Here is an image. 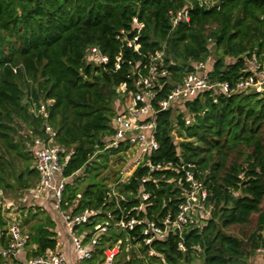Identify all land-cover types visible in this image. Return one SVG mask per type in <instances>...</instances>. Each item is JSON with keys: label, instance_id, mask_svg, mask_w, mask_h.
Returning <instances> with one entry per match:
<instances>
[{"label": "trees", "instance_id": "1", "mask_svg": "<svg viewBox=\"0 0 264 264\" xmlns=\"http://www.w3.org/2000/svg\"><path fill=\"white\" fill-rule=\"evenodd\" d=\"M185 11L188 20L175 24ZM134 18L144 25L140 32ZM122 31L126 40L118 39ZM135 37L139 53L127 45ZM94 47L107 64L88 60ZM157 53L163 54L168 71L157 99L208 59L210 80L235 88L246 77L264 73V0H0V191L36 187L39 174L31 148L45 134L43 120L31 109L49 103V124L62 148V175L71 180L60 210L95 212L89 224L77 229L91 233L86 244L98 225L109 226L87 264H103L105 252L119 242L114 264H250L257 253L264 257V92L246 90L215 100L206 92L158 114L160 149L152 161L196 164L213 206L209 219L150 246L133 238L136 231L114 228L120 204L110 197L112 189L132 201L128 209L140 206L148 169L139 166L128 182L120 183L118 176L109 187L101 175L108 153L119 152L106 150L105 139L112 135L116 101L124 97L119 88L136 92L134 72ZM82 175L88 182L83 191ZM153 175L158 183L145 185L150 198L140 215L160 224L169 215L175 218L182 191L178 180L170 181L176 177L173 171ZM0 221L5 227L1 216ZM252 224L245 238L231 231ZM24 227L28 245L35 247L30 259L57 248L56 225L49 216L30 210Z\"/></svg>", "mask_w": 264, "mask_h": 264}, {"label": "built area", "instance_id": "2", "mask_svg": "<svg viewBox=\"0 0 264 264\" xmlns=\"http://www.w3.org/2000/svg\"><path fill=\"white\" fill-rule=\"evenodd\" d=\"M187 11L180 12L173 20L175 24L179 20L185 18L188 20ZM133 23L137 26L140 32L144 25L138 23L136 18ZM118 39L126 40L125 34L122 31ZM135 37L132 41L129 40L128 47H133L135 52L139 53L140 45L136 42ZM88 60L97 64H107L108 58L102 56L100 50L96 47L88 52ZM205 63H196L194 71L184 77L183 82L174 87L167 93L166 97L157 99L162 92L165 83L162 80L168 76L167 69L163 68V54L157 53L147 58L146 64H140L134 75L137 77V91L130 92L124 103L123 109L114 116L111 127L112 135L105 139V149L118 151L119 154L125 155V159L129 158V152L136 150V155L132 156L126 169L133 167V173L126 179L124 175L120 183H126L130 180L136 171V163L148 169V174L142 178V191L139 194L141 202L140 206L135 205L128 209V205L132 201L125 195L118 194L115 189H112L110 197L120 204L119 221L115 223L114 228L124 232H135L134 239L144 240L146 246H150L156 240L166 239L171 232L181 236L185 229L191 226L198 225L200 221L209 219L212 205H209V194L201 180L197 178L199 170L196 164L180 162L178 164L169 163L168 165L154 164L152 155L160 149V144L156 140L155 133L157 129V117L161 112H167L179 102H187L188 99H193L198 96L211 92V97L215 100L221 95H232L234 93H242L246 90H255L258 93L264 92V73L251 75L246 77L237 84L235 88L226 84H215L210 80L208 73L209 61ZM121 58H117L116 70L120 69L119 62ZM146 73L143 74L142 71ZM263 89V90H262ZM126 85L119 88V92H126ZM253 90V91H255ZM130 100V102H128ZM49 103L40 102L33 104L31 113L36 118H41L44 122L45 137H36L33 140L31 152L34 157L36 170L39 174V182L36 190L33 193L45 198L52 194L56 201V207L60 209V205L65 191V185L68 179L63 178V163L61 160L62 148L57 144V131L49 124ZM122 107V106H121ZM130 159V158H129ZM132 170V169H131ZM173 171L176 175L170 181L178 180V186L182 191L183 202L179 205L177 214L174 219L169 215L162 223L156 221H147L141 217L140 213L147 206L146 201L149 200L150 194L145 192V185L150 181L157 180L154 178L155 172ZM165 179V175L161 176V180ZM32 193V190L31 192ZM137 200V195L134 198ZM95 214L94 211L86 210L77 215H64L66 228L70 234L74 252L76 254V262L70 263L64 252L57 247L54 251L47 252L46 255L35 257L26 261H19V256L28 246L30 235L24 231L20 222L15 218L5 220L7 226L6 231H0V264H84L93 259L94 249L89 248V245H96L99 236L108 232L107 224L98 227V237H92L90 243H85L87 235L79 233L77 229L90 223V217ZM139 228L141 235L139 236ZM91 234V233H89ZM94 234V233H93ZM95 235V234H94ZM1 241L3 244H1ZM119 242L115 247L120 249ZM113 250V249H112ZM111 251V250H108ZM154 252H150V256ZM106 258L103 264H114L115 253L111 256L105 252Z\"/></svg>", "mask_w": 264, "mask_h": 264}, {"label": "rangeland", "instance_id": "3", "mask_svg": "<svg viewBox=\"0 0 264 264\" xmlns=\"http://www.w3.org/2000/svg\"><path fill=\"white\" fill-rule=\"evenodd\" d=\"M257 68L254 67V69H252V70L256 71ZM255 89L256 88H254L253 90H255ZM256 90H255V92H257ZM121 93L124 95V97L122 100L116 101V107H115L116 111H118V112H120L123 109L124 103H126L128 100V99H126L128 94H125L123 91ZM128 102H130V100ZM22 132H23V134L28 135V132L26 130L22 131ZM177 140H179V139H176V141ZM135 152H136V150H134V149L129 152V155H130L129 158L130 159L129 158L125 159V155H122V154H112V152L108 153L109 154L108 168L102 172L101 177H106L108 179L107 184L109 187L114 186L115 179L118 176H120L121 178L123 177L122 172L126 169L125 167L127 164H131L129 162L132 159V156L136 155ZM138 167H139V165L136 163V169ZM129 169L131 170V169H133V167H130ZM118 171H119V175H118ZM124 177H127V176L124 175ZM80 178H81L79 180L80 181L79 182L80 183V189H81V191H83L87 187L88 182L84 181L85 177L83 175ZM24 194L25 193H23V196H22L20 191H19V193L13 192L11 190H6L5 192L0 191V216L3 219L5 218L4 220H8L7 219L8 216H11L12 218L17 219L20 222L22 227L24 226V220L26 217L25 214L27 213L28 208H23L20 205H16V203L24 200V198H25ZM37 208H39V207H37ZM51 214H53V216L57 220H60L59 218L65 220L64 215L71 214V210L68 211V213H64L59 209V210H56V213H51ZM253 227H254V224L250 225L249 227H244V228L233 227V228H231V231L235 235H237L241 238H245L246 236H249ZM107 253L109 254V256H111L113 253H115V255H116L119 253V248L115 247L113 250L107 251ZM250 264H264V257L261 256V253H257V255L253 256V258L251 259Z\"/></svg>", "mask_w": 264, "mask_h": 264}, {"label": "crops", "instance_id": "4", "mask_svg": "<svg viewBox=\"0 0 264 264\" xmlns=\"http://www.w3.org/2000/svg\"><path fill=\"white\" fill-rule=\"evenodd\" d=\"M34 167H35V163H34ZM35 169H36V167H35ZM133 171H134L133 169L132 170L125 169L122 172V174L127 176V177H125L124 179L128 178L130 176V174L133 173ZM67 182L69 183V182H71V180H69ZM31 190H32V193H30ZM33 190H36V187H34V188L30 189V190H27L25 192H21L22 196H23V193H25L24 194L25 198H24V200H22L20 202H17L16 205H20L23 208H28L27 213L30 210L32 211V213H37L39 211L41 213H44L46 216H49L52 219V221H54V223L56 225V227L54 229V232H56V234H57V240H58V246L57 247H59L64 252V254L66 255V257H67V259H68V261L70 263H75L76 262V254L74 252V248H73V245H72L70 234H69V232H68V230L66 228L65 221H64V219H61V218H59L60 220H57V219H55L53 214H51V213H56V210H59L56 207V201H55L54 196L52 194H50V195L46 196L45 198H43V197H40V196L34 194L35 192L33 193ZM37 207H39V208H37ZM27 213L25 214L26 216H27ZM9 218L12 219L11 216H8L7 219H9ZM104 224L105 223L100 224V225H98L96 227V232H94L95 235L94 234L92 235L93 238L95 236L98 237V235H100V234L97 233L98 232V227L101 226V225H104ZM0 226H1V221H0ZM6 228H7V226H5L3 228L0 227V231H6ZM27 228L24 227L23 230L29 233V229H27ZM83 233H84V235L86 234L88 236L90 232H83ZM1 244H3L2 241H1ZM34 248H35L34 246H29L28 245L26 247L27 250L25 249L23 251V253L19 256V261L22 262V261L30 260L29 253ZM89 248L95 249V246L94 245H89ZM84 264H87V262H85Z\"/></svg>", "mask_w": 264, "mask_h": 264}, {"label": "water", "instance_id": "5", "mask_svg": "<svg viewBox=\"0 0 264 264\" xmlns=\"http://www.w3.org/2000/svg\"><path fill=\"white\" fill-rule=\"evenodd\" d=\"M25 103H26V101H25Z\"/></svg>", "mask_w": 264, "mask_h": 264}]
</instances>
